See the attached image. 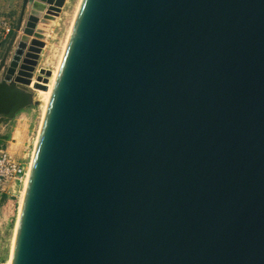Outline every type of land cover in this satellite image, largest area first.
Listing matches in <instances>:
<instances>
[{"label": "water", "instance_id": "1", "mask_svg": "<svg viewBox=\"0 0 264 264\" xmlns=\"http://www.w3.org/2000/svg\"><path fill=\"white\" fill-rule=\"evenodd\" d=\"M16 37L2 122L39 103ZM10 264H264V0L81 1Z\"/></svg>", "mask_w": 264, "mask_h": 264}, {"label": "rangeland", "instance_id": "2", "mask_svg": "<svg viewBox=\"0 0 264 264\" xmlns=\"http://www.w3.org/2000/svg\"><path fill=\"white\" fill-rule=\"evenodd\" d=\"M5 2V5L0 7V22L10 21L12 30L1 42L0 56L6 51L15 32L17 37L2 72V79L21 83L34 93L35 100H39V103L19 111V116H15L9 122L0 120V136L4 137L0 147H7L18 160L31 161L43 119L42 93L49 88L54 70L58 67L80 0H65L49 25L43 23V19L47 10L54 4L43 0L46 8L36 19L30 17L31 11L28 7L19 29L23 0ZM9 7L12 8L11 11ZM2 25L0 31L4 32ZM42 69L51 71L49 82L38 80L39 76L43 79L48 78L47 75L41 74ZM23 79H30L31 83L21 82ZM7 198L8 205L0 214V264L9 261L20 205V194L17 198Z\"/></svg>", "mask_w": 264, "mask_h": 264}, {"label": "built area", "instance_id": "3", "mask_svg": "<svg viewBox=\"0 0 264 264\" xmlns=\"http://www.w3.org/2000/svg\"><path fill=\"white\" fill-rule=\"evenodd\" d=\"M3 23V25L1 24ZM4 32L0 31V46L2 40L12 30L9 22H0ZM31 168V161L16 159L6 147H0V200L4 197L17 198L22 194L24 184ZM15 205V202H13Z\"/></svg>", "mask_w": 264, "mask_h": 264}, {"label": "bare ground", "instance_id": "4", "mask_svg": "<svg viewBox=\"0 0 264 264\" xmlns=\"http://www.w3.org/2000/svg\"><path fill=\"white\" fill-rule=\"evenodd\" d=\"M81 1H82V0H80V2H79L78 8H77V10H76V14H75V16H74V20H73V22H72V24H71L70 32H71V30H72V27H73V24H74V21H75V18H76V15H77L78 9H79V7H80ZM70 32H69V35H70ZM69 35H68V38H69ZM68 38H67V41H68ZM67 41L65 42V47H66ZM65 47H64L63 53L61 54L62 56H61V59H60V61H59L58 67L54 70V74H53L54 76H53V79H52V81H51V84H50L49 88H48L47 90H45V91L42 93V99H41L42 103H41V106L43 107V118H44L45 111H46V108H47V104H48V101H49V98H50V94H51V91H52V87H53V84H54L55 79H56L57 71H58V68H59V66H60V63H61V60H62V57H63L64 51H65ZM26 74H27V73H26ZM39 95H40V93H39ZM38 99H39V98H38ZM41 106H40V107H41ZM42 122H43V119H42ZM41 125H42V123H41ZM40 128H41V126H40ZM40 128H39V129H40ZM39 129H38V130H39ZM39 132H40V130H39ZM37 136H39V134H38ZM37 139H38V137H37ZM34 142H35V141H34ZM36 143H37V140H36ZM36 143H35V147H36ZM35 147H34V150H33V153H32V157H31V164H32V160H33V155H34ZM28 175H29V173H28ZM27 179H28V177H27ZM26 183H27V180H26V182H25V184H24V188H23L22 194H21V196H20V205H19V211H18L17 221H16V225H15V230H14L13 240H14L15 231H16V226H17V222H18V217H19V213H20V209H21V205H22V200H23V196H24V192H25V188H26ZM13 240H12V245H13ZM10 253H12V246H11V251H10ZM10 258H11V254H10ZM10 258H9V261H7V263L9 262L8 264H10ZM7 263H6V264H7Z\"/></svg>", "mask_w": 264, "mask_h": 264}, {"label": "crops", "instance_id": "5", "mask_svg": "<svg viewBox=\"0 0 264 264\" xmlns=\"http://www.w3.org/2000/svg\"><path fill=\"white\" fill-rule=\"evenodd\" d=\"M5 1H6V0H0V7L3 6V5H5V3H6ZM10 1H11V0H10ZM11 9H12V8L9 7V11H11ZM13 18H14V17H13ZM9 23H11V22L9 21ZM11 24H12V23H11ZM19 114H20V113H18L16 116H19ZM7 205H8V198H6V199H3V198H2V199L0 200V214H1L2 211H3V208H5V206H7Z\"/></svg>", "mask_w": 264, "mask_h": 264}, {"label": "trees", "instance_id": "6", "mask_svg": "<svg viewBox=\"0 0 264 264\" xmlns=\"http://www.w3.org/2000/svg\"><path fill=\"white\" fill-rule=\"evenodd\" d=\"M4 137L3 136H0V142H1V140L3 139ZM7 198V196H4L3 197V199H6Z\"/></svg>", "mask_w": 264, "mask_h": 264}]
</instances>
